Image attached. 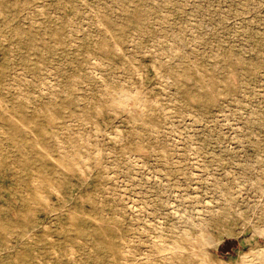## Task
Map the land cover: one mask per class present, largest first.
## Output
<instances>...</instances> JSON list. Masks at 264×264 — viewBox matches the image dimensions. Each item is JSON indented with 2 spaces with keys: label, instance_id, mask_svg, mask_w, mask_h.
<instances>
[{
  "label": "rangeland",
  "instance_id": "1",
  "mask_svg": "<svg viewBox=\"0 0 264 264\" xmlns=\"http://www.w3.org/2000/svg\"><path fill=\"white\" fill-rule=\"evenodd\" d=\"M0 105V264H264V0H0Z\"/></svg>",
  "mask_w": 264,
  "mask_h": 264
},
{
  "label": "bare ground",
  "instance_id": "2",
  "mask_svg": "<svg viewBox=\"0 0 264 264\" xmlns=\"http://www.w3.org/2000/svg\"><path fill=\"white\" fill-rule=\"evenodd\" d=\"M119 95V94H118ZM121 95V94H120ZM125 96L127 97V96H129L128 94L126 95V94H124V95H121L119 98H118V100H120L121 98L122 99H124L125 98ZM132 96V95H131ZM136 96V95H135ZM121 99V100H122ZM117 100V101H118ZM140 101V100H139ZM118 103V102H117ZM119 103H121V102H119ZM137 103H138V99H137ZM136 104V103H135ZM97 105V104H96ZM1 106V105H0ZM138 106V105H137ZM140 106V105H139ZM142 106V105H141ZM140 106V107H141ZM97 107V106H96ZM41 108H43L44 109V111L45 112H47L49 115H50V118H52V117H54V113L51 111V110H49V108L45 105V106H42V107H40V108H38V109H35L36 111L35 112H38L39 110H41ZM4 111V110H3ZM6 112V111H5ZM7 115V117H12V112H9V113H7L6 114ZM11 119H14L13 117L11 118ZM32 119H34L33 118V114L32 115H29V116H27L26 117V120H25V122H31L32 121ZM1 128V127H0ZM43 129V127L41 126V125H37V127H36V130H35V134H37V135H39V131H41ZM46 133V132H45ZM54 136V135H53ZM57 147V146H56ZM59 148V147H58ZM60 149H62V148H60ZM61 154V153H60ZM79 154V153H78ZM51 155V154H50ZM70 157V156H69ZM74 158V157H73ZM84 158V157H83ZM53 159V158H52ZM54 160V159H53ZM55 161V160H54ZM62 161V160H61ZM83 161V160H82ZM80 162H81V160H80ZM62 163V162H61ZM63 165H65V164H63ZM67 165H70V164H67ZM74 165H77V164H75L74 163ZM80 165L78 164V167H79ZM78 171H79V169H77ZM35 183H36V181H35ZM41 186V185H40ZM51 186V185H50ZM52 187H54V186H52ZM52 189V188H51ZM56 190V189H55ZM54 190V191H55ZM57 191V190H56ZM45 200H47V199H45ZM179 234V233H178ZM185 236V235H184ZM155 237V236H154ZM186 237V236H185ZM188 237V236H187ZM203 237V236H202ZM157 239V238H156ZM155 239V240H156ZM164 239V238H163ZM204 240V239H203ZM152 241H153V238H152ZM152 243V242H151ZM158 244H159V242H157ZM162 243H163V241H162ZM192 243V242H191ZM162 245V244H161ZM192 245V244H191ZM190 245V246H191ZM194 245V244H193ZM155 246V245H154ZM160 247V246H159ZM175 248H177L176 246H175ZM160 249H161V247H160ZM179 250H182V249H179ZM35 252V251H34ZM124 252V251H123ZM125 252H127V251H125ZM158 252V251H157ZM168 252H170V251H168ZM180 252V251H179ZM167 253V252H166ZM161 254V253H160ZM160 254H158V255H160ZM169 254V253H168ZM167 254V255H168ZM162 255H163V252H162ZM164 257V256H163ZM261 257V256H260ZM260 257H259V259H260ZM165 259V258H164ZM187 260H188V258H187ZM169 261V260H168ZM260 261H261V259H260ZM169 263V262H168ZM255 263H256V261H255ZM259 263V262H258ZM261 263H263V262H261ZM251 264V263H250ZM257 264V263H256Z\"/></svg>",
  "mask_w": 264,
  "mask_h": 264
}]
</instances>
